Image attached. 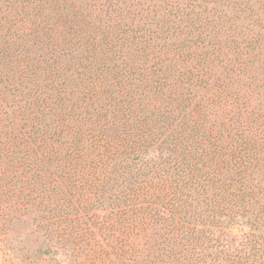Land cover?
<instances>
[{
	"label": "trees",
	"instance_id": "1",
	"mask_svg": "<svg viewBox=\"0 0 264 264\" xmlns=\"http://www.w3.org/2000/svg\"><path fill=\"white\" fill-rule=\"evenodd\" d=\"M64 263L264 264V0H0V264Z\"/></svg>",
	"mask_w": 264,
	"mask_h": 264
},
{
	"label": "rangeland",
	"instance_id": "2",
	"mask_svg": "<svg viewBox=\"0 0 264 264\" xmlns=\"http://www.w3.org/2000/svg\"><path fill=\"white\" fill-rule=\"evenodd\" d=\"M20 231H21V229H20ZM64 264H69V263H64Z\"/></svg>",
	"mask_w": 264,
	"mask_h": 264
}]
</instances>
